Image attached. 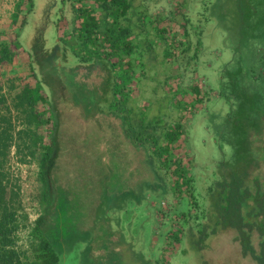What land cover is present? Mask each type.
<instances>
[{"label":"trees","instance_id":"trees-1","mask_svg":"<svg viewBox=\"0 0 264 264\" xmlns=\"http://www.w3.org/2000/svg\"><path fill=\"white\" fill-rule=\"evenodd\" d=\"M81 1L71 3L74 14L80 11L79 19L69 21L71 31L78 32L84 51L93 46L90 59L107 61L113 100L123 91L128 103L136 99L143 109L144 123L130 144L140 149L141 166L155 177L153 196L171 198L166 203L174 209L181 252L195 258V264H210L205 252L231 229L242 256L264 264V0L238 1L241 20L236 31L224 37L232 56L221 65L213 63L218 91L212 107L208 102L213 89L205 85L212 79L206 74L212 65L203 57L211 41L201 23L208 15L211 21L212 2L203 7L201 0H169V6L165 0ZM33 8V0L16 4L10 24V30L16 27L13 38L0 27V264H59L62 259V248L52 241L46 224L55 203L52 172L63 135L55 128L36 68L19 41L27 23L22 13ZM102 24L107 26L103 32ZM66 38L59 41L71 47L75 34L67 33ZM16 58L25 59L29 72L20 78L22 90L9 107L2 68ZM123 82L127 84L117 89ZM182 92L189 102L185 107L180 101L177 112L171 103ZM132 109L111 112L124 116L127 135L138 123ZM193 121L192 129H185ZM13 147L18 162L37 163L42 184L41 212L26 245L21 234L28 227V215L22 187L11 174ZM159 220L160 233L166 235L171 226L165 216Z\"/></svg>","mask_w":264,"mask_h":264},{"label":"rangeland","instance_id":"rangeland-1","mask_svg":"<svg viewBox=\"0 0 264 264\" xmlns=\"http://www.w3.org/2000/svg\"><path fill=\"white\" fill-rule=\"evenodd\" d=\"M26 1L0 0V27L9 30V39L15 34L16 27L10 30V24L16 4ZM75 1L82 3L81 0H33V11L22 13L26 14L27 23L19 36L42 83L55 128H59L63 135L52 172L55 203L47 214L46 224L48 235L62 248L59 264H195V258L183 254L176 240L178 227L172 222L175 220L174 209L166 203L170 196L165 199L153 196L155 177L149 169L141 166L143 155L140 149L130 144L134 132L139 131V125L144 123L143 109L140 110L136 99L128 103L123 91L118 93L119 99L113 100L107 61L90 59L88 53L93 46L84 51L78 32L71 31L69 21L79 19L80 12H72L71 3ZM165 1L169 6L171 2ZM201 1L203 7L212 2L209 8L211 21L207 20L208 15L201 22L204 35L211 41L204 46L203 57L205 63L212 65L208 73L205 72L212 75V79L207 78L205 82L207 88L213 89L210 92L212 99L208 102L212 107L216 104L218 91L214 66L231 58L232 50L224 37L236 31L235 25L242 14L238 8L239 0ZM78 21L76 25L81 27ZM102 26L103 32L107 26ZM67 33L75 34L71 47L76 53L59 41L61 37L68 41ZM22 61L16 58L13 64L8 63L2 68L9 107L22 90L20 78L29 72L25 67L27 63L23 65ZM122 84L127 82L120 83L117 89ZM183 93L172 99L171 107L177 112H180V101L185 107L189 102L188 95ZM161 103L157 102L155 106ZM127 108L138 113V123L129 129L128 135L122 122L124 116L116 117L111 113L115 109ZM194 122L197 121H193L190 127L187 124L185 129H192ZM15 127L20 128L21 124ZM14 150L15 147L12 148L10 169L22 187L24 212L28 215V227L21 234V242L26 245L28 232L41 212L42 184L37 163L18 162ZM159 188L162 190L161 184ZM160 215L165 216L171 226L166 235L164 231L163 235L160 233ZM205 254L210 264H256L242 256L240 244L231 229L217 237Z\"/></svg>","mask_w":264,"mask_h":264},{"label":"crops","instance_id":"crops-1","mask_svg":"<svg viewBox=\"0 0 264 264\" xmlns=\"http://www.w3.org/2000/svg\"><path fill=\"white\" fill-rule=\"evenodd\" d=\"M139 226H140V224H139ZM139 226H138V227H139ZM140 227H141V226H140Z\"/></svg>","mask_w":264,"mask_h":264}]
</instances>
